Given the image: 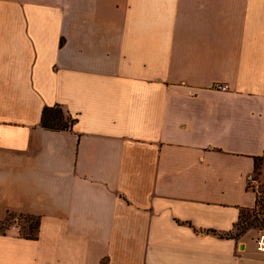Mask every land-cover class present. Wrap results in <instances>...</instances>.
Wrapping results in <instances>:
<instances>
[{
  "label": "crops",
  "instance_id": "obj_1",
  "mask_svg": "<svg viewBox=\"0 0 264 264\" xmlns=\"http://www.w3.org/2000/svg\"><path fill=\"white\" fill-rule=\"evenodd\" d=\"M256 158L264 0H0V264H264Z\"/></svg>",
  "mask_w": 264,
  "mask_h": 264
},
{
  "label": "trees",
  "instance_id": "obj_2",
  "mask_svg": "<svg viewBox=\"0 0 264 264\" xmlns=\"http://www.w3.org/2000/svg\"><path fill=\"white\" fill-rule=\"evenodd\" d=\"M76 118L73 117L71 114L66 112L62 106L60 105H54V106H46L43 109L42 112V118H41V125L49 130H70L74 123L76 122ZM262 164H263V158H256L255 159V172L257 175H259L261 172L260 170L262 169ZM256 179L258 177L256 176ZM259 180V179H258ZM260 181L258 185L256 186L259 187ZM260 203V198L258 196V191H257V201L256 205L251 208H242L240 212V217L239 221L235 225L234 231H229L226 233H221L216 230H207V232H213L219 236L222 237H232L234 235H237L235 233L236 230H239L241 226L244 224L246 226H254V227H260L262 224H264V220L258 221L257 215L255 216V221L252 220L251 214L254 212L257 207L259 206ZM18 218H24L29 222V229L27 232H20L23 236L27 238H36L37 237V231L40 226V218L33 216V215H20ZM261 224V225H258ZM9 221L7 220H0V232H5L8 228Z\"/></svg>",
  "mask_w": 264,
  "mask_h": 264
},
{
  "label": "rangeland",
  "instance_id": "obj_3",
  "mask_svg": "<svg viewBox=\"0 0 264 264\" xmlns=\"http://www.w3.org/2000/svg\"><path fill=\"white\" fill-rule=\"evenodd\" d=\"M260 172L261 173L257 175L260 181V185L257 187L260 203L257 209L250 215L253 221H255L256 215L258 217V221H262V219L264 220V174L262 169ZM8 221V228L17 227L20 232H27L29 229V222L24 218L15 217L8 219ZM258 225L261 224L258 223ZM235 233L238 235H245L248 233L250 236L259 238L262 234H264V224H262L260 227H254L252 225L246 226L243 224L239 230L235 231Z\"/></svg>",
  "mask_w": 264,
  "mask_h": 264
},
{
  "label": "built area",
  "instance_id": "obj_4",
  "mask_svg": "<svg viewBox=\"0 0 264 264\" xmlns=\"http://www.w3.org/2000/svg\"><path fill=\"white\" fill-rule=\"evenodd\" d=\"M258 249L264 252V234L257 239Z\"/></svg>",
  "mask_w": 264,
  "mask_h": 264
}]
</instances>
